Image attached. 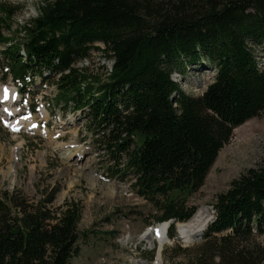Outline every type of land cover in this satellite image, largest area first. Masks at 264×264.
Segmentation results:
<instances>
[{"label": "trees", "instance_id": "1", "mask_svg": "<svg viewBox=\"0 0 264 264\" xmlns=\"http://www.w3.org/2000/svg\"><path fill=\"white\" fill-rule=\"evenodd\" d=\"M17 11L0 5L8 32ZM21 34H0L2 80L20 91L35 76L55 84L53 106L79 111L111 157H124L152 224L171 221L173 239L233 129L264 109V0H49ZM93 49L111 70L76 67ZM201 67L215 69L201 95L172 80ZM54 194L0 193V264H68L79 253L81 202L54 207ZM213 208L200 241L170 249L173 264H264L255 241L264 234V164L233 179Z\"/></svg>", "mask_w": 264, "mask_h": 264}, {"label": "rangeland", "instance_id": "2", "mask_svg": "<svg viewBox=\"0 0 264 264\" xmlns=\"http://www.w3.org/2000/svg\"><path fill=\"white\" fill-rule=\"evenodd\" d=\"M47 1L0 0V5L18 9L12 18V29L8 32L0 25V34L21 39V26L36 17L39 7ZM96 45L100 49L104 47L102 43ZM87 58L76 67H87L89 72L101 75L111 70L112 60L101 51L93 49ZM196 70H188L185 82L173 75L184 91L194 96L199 93L194 85L198 76L210 72L203 67L199 72ZM3 78L0 70V87L18 89L9 76L6 80ZM50 85V81L43 83L35 76L33 82L24 86V91L18 89L19 97L11 105L16 108V117L22 120L28 117L35 127L25 121L19 129L6 126L4 104L0 102V193H19L31 201L44 193H55L54 207L65 201L81 202L79 253L68 264H173L175 252L170 249L177 242L186 247L200 241L204 231L184 243L178 233L181 224H176L174 239L155 237L154 210L136 194L131 186L132 177L123 174L124 157L118 161L111 157L101 134L81 113L65 110L66 114L61 115V109L53 106L56 91ZM67 151L69 158H64ZM78 151L84 154L74 156ZM262 164L264 109L233 129L232 137L218 152L203 185L188 196V204L196 212L205 210L207 225L212 220L216 196L226 191L233 179ZM110 170L117 173L112 176ZM255 241L264 246V234L256 236Z\"/></svg>", "mask_w": 264, "mask_h": 264}, {"label": "bare ground", "instance_id": "3", "mask_svg": "<svg viewBox=\"0 0 264 264\" xmlns=\"http://www.w3.org/2000/svg\"><path fill=\"white\" fill-rule=\"evenodd\" d=\"M206 70L210 71V72H208L209 74L202 72L198 76L197 82H195V84H194L196 89L199 92L198 93L199 95H201V93L206 90L208 84H210V82H211L212 76L215 74L214 68H208ZM173 75H172V77H173ZM175 75L177 77H179L178 74H175ZM175 81H177V80H175ZM182 81L185 82L184 80H182ZM4 88H6V87H4ZM2 89L3 88L0 87V90H2ZM10 95H12V92ZM0 99L6 101L3 103L4 104L3 110L5 112V114H3V117H4L3 119H4V123L6 124V126L15 130V129H19L20 127L23 126V124H24L23 121H25L26 124L31 125L32 121H29L28 117H26V119L22 120V118L16 117L15 114H13V112L15 110L10 108L9 107L10 105L7 106V104L12 103L10 98L5 99V96L3 95L0 97ZM27 119H28V122H27ZM83 154H84V152L80 154V151L73 153L74 156L75 155H83ZM68 155H69V152L67 151L64 158H69ZM187 221H185L184 223H179L181 225L178 226L179 238H181L182 241H184L185 243L191 242L193 240L194 236L200 235L206 229L207 216H206L205 210H201V211H197V212L195 211V213L192 215V217L189 219V221L188 222ZM156 232H157V234H159V236H158L159 238L163 237V231L161 228H157Z\"/></svg>", "mask_w": 264, "mask_h": 264}, {"label": "snow or ice", "instance_id": "4", "mask_svg": "<svg viewBox=\"0 0 264 264\" xmlns=\"http://www.w3.org/2000/svg\"><path fill=\"white\" fill-rule=\"evenodd\" d=\"M6 92H7V90H5V99L7 98Z\"/></svg>", "mask_w": 264, "mask_h": 264}, {"label": "built area", "instance_id": "5", "mask_svg": "<svg viewBox=\"0 0 264 264\" xmlns=\"http://www.w3.org/2000/svg\"><path fill=\"white\" fill-rule=\"evenodd\" d=\"M202 93H203V92H202ZM202 93H201V94H202Z\"/></svg>", "mask_w": 264, "mask_h": 264}]
</instances>
